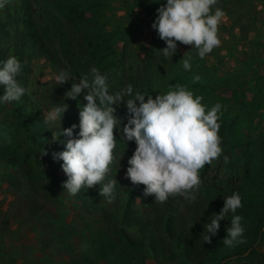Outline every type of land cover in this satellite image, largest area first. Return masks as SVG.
<instances>
[{"label": "rangeland", "instance_id": "1", "mask_svg": "<svg viewBox=\"0 0 264 264\" xmlns=\"http://www.w3.org/2000/svg\"><path fill=\"white\" fill-rule=\"evenodd\" d=\"M15 1L8 0V3L12 5ZM135 1L110 0L109 4L99 6L86 14L91 22L90 25L87 24L88 28H97V31L102 34L98 41L101 40L105 47H109L116 41L114 51L119 55L123 49L128 57L126 66L132 67L145 59L148 49L153 44L155 30L151 25L156 18V11L151 3H146L142 7H133ZM222 4V0H216L214 7L221 8ZM41 6L39 1L32 8L35 11L34 22L38 28L48 30L46 35L52 34V37L46 39L53 51L51 59L33 52H28L24 57L23 64L28 73L24 75L21 85L34 96L43 92V88L57 84L55 76L61 69L66 70L76 81L80 77H86L89 81L92 79V76L88 78L89 75L83 73V68L80 70L70 68L61 56L56 27H62L66 38H72V32L69 33V31L74 28L67 25L56 11L52 12V15L47 11L42 13ZM224 13L218 24V37L221 43L204 57L208 73L212 75L207 80L211 86L184 85L186 89L193 92L194 96L203 97L201 103L206 111L218 102L222 105L223 115L218 121L221 125L218 135L221 137L222 153L211 164H205L200 169L201 183L196 193L197 196L206 194L212 188L216 196L215 201L213 200L215 211L223 207L222 193L230 189L242 192L246 189L244 195L251 191L253 194H260L262 196L256 206L264 204V0H226ZM53 15L57 17L56 20ZM14 42L15 40L11 42V45ZM159 45L162 49L166 47L161 39ZM177 45L175 55L168 57L175 59L178 65H182L177 53L188 52L191 45L186 47L187 45H180V42H177ZM10 53L13 54L14 50ZM121 69L122 65L116 64L114 71L116 74H121ZM88 70L91 71V66ZM173 73L171 70L170 74ZM170 90H173L172 85H169ZM82 103L86 104L83 95L71 102L62 118L61 128H69L73 124L79 125L78 113ZM51 108L44 106L40 114L33 119L35 123L33 131L36 137L29 146L31 150L27 151L30 154L44 153L43 149L48 147L45 144H53L52 147H56L57 140L53 141V131H55L53 129H58L60 122L56 121L52 124L43 122V112ZM114 109V115L121 121L122 128L127 123L129 115L126 106L121 102L118 108L114 107ZM119 136L126 145V150L113 153V162L103 182L116 179L118 183L115 188L121 187L126 190L128 185H133L129 179L125 178V173L129 167L128 159L133 155L137 145L134 140L127 141L121 132ZM24 139L25 134L19 128L16 118L8 110L7 104L0 105V146L8 147L13 144L12 153H5L8 155L7 158H0V264H69L75 253L79 255L87 253L97 257L102 249L108 253L110 261L100 257L95 264H186L188 261H191L190 264H199L194 260H186L176 246L169 245V241L167 245L169 250L164 254L153 251V248L139 251L130 249L124 243L114 241L109 237L108 232L98 226L94 215L85 211L77 212L78 208L75 206L79 201L77 194L71 195L65 192L64 188L61 197H67V200L62 206L54 208L49 205L44 214L40 210L30 217L29 209L32 208H29L28 199L29 195L31 198L33 196L25 189L23 182L13 180L17 177V169L14 163H9L11 159L18 161L23 159V152L27 150V144L22 145ZM59 140L64 142L61 146L64 151L68 137L60 136ZM49 152L46 151V153ZM225 155L229 158L227 163L223 159ZM59 162L60 167L57 173L60 177L66 176L61 169L63 161ZM15 163L18 164V162ZM202 173H206V177H203ZM95 187L100 188V185L85 188L84 192H90L91 196ZM95 197L101 196L98 194ZM128 197L130 196L126 195L125 200ZM100 199L97 201L101 202ZM131 200L138 208L142 222L140 227L126 228V231L135 237L142 238L143 235L148 234L160 235L162 223L167 215L170 212L177 214L176 207L182 208L183 221L187 226L197 223L200 217V214L195 213L191 206L193 202H188L179 195H173L171 199H168L171 202L168 208L164 207V202H155L154 198L144 194L135 195ZM44 202L41 199L37 205L41 206ZM103 202L105 203L106 200L104 199ZM183 202L189 208H183ZM108 205H110L109 201ZM241 205L239 210L247 206L244 202H241ZM170 207H172L171 210H169ZM59 214L63 216L61 223L65 221L75 225L76 233L68 232L63 228V225L58 222ZM253 218L254 216L250 217L251 220ZM157 219L155 225L149 224L150 220ZM250 225L243 224L244 236H252L251 232H247ZM259 226L261 227L255 247L248 253L252 264H264V219ZM94 252L97 254L95 255ZM202 260L205 264L211 263L208 262L209 257ZM221 264H247V261L233 258Z\"/></svg>", "mask_w": 264, "mask_h": 264}, {"label": "trees", "instance_id": "2", "mask_svg": "<svg viewBox=\"0 0 264 264\" xmlns=\"http://www.w3.org/2000/svg\"><path fill=\"white\" fill-rule=\"evenodd\" d=\"M39 1L42 4V13L47 11V13L52 15V12L56 11V13L63 17L67 25H71L74 28V30L69 31V33L72 32V38H66L62 27H56L58 29L56 31V37L59 38L58 44L61 48L62 58L65 59L66 63L72 69L76 68L80 70L83 68V73L88 74V78L92 76L91 71L88 70L90 66L91 69L93 67L98 69L101 74L107 76L110 93L119 92L131 84L133 87V95L138 91L142 94L149 93L155 98L157 94L168 92L169 85H172V87L177 84L181 86L189 85L190 87L211 86L207 80L212 75L208 73L204 58L201 59L198 56L197 50L195 48L192 50L191 46L188 51L189 53H177V57L182 62V65H178L175 59L165 57L160 52L162 46L159 45L160 38L157 31H155L153 44L148 49L145 59L139 63L137 62L134 67L126 66L128 57H126L124 50L122 49L119 55L114 51L116 41L110 44L109 47H105L101 43V40L98 41L99 36H102L97 31L98 29H91L87 26L91 22H89L90 19L86 14L99 6L109 4L108 1L110 0H16L12 5L6 0L5 6L0 8V61L6 60L10 55L18 58L22 65V70L17 76L20 84L23 81L24 75L28 73L27 68L23 64L24 57L28 52L43 54L49 59L52 57L53 49L46 39L52 37V34L46 35V31L48 30L46 28H38L33 18L35 11L32 8ZM222 2L223 4L220 9L225 11L226 0H222ZM146 3H151L155 11L160 7V4L153 3L152 0H136L133 3V7H142ZM212 9L215 10L214 5ZM53 17L54 20L57 19L55 15ZM13 40L15 42L11 45ZM180 45L184 44L180 43ZM12 50H14L13 54L10 53ZM56 52H58L57 49ZM183 58L189 59V61L193 60L190 62V71H186L183 68ZM116 64L122 65L121 74L115 73ZM173 64L176 65L172 66ZM171 70L175 74H170ZM195 75L200 76L199 82H193ZM71 85L72 81H68L65 84L57 83L43 88L44 91L36 96L27 91L19 101L6 102L8 110L16 118L19 128L25 134L22 145L27 144V150L23 152V159L20 161L11 159L9 163H14V167L17 169V177L13 178V180L23 182L25 189L33 196L31 198L29 195L28 199L29 208H32L29 209L30 217L40 210L44 214L45 209L49 205L54 208L62 206L67 200V197H61V193L63 192L62 184L67 180V176L60 177L58 175L57 171L60 167V162L53 160V153L61 152L63 150L61 146L64 142L62 143L60 140H57L55 143L56 147L54 148L52 147L54 146L53 144H45L48 147H45L44 150L50 151L46 155L44 153H36V155L30 154L27 151L31 150L29 146L36 137V133L33 131L35 125L33 119L40 114L44 106L54 107L55 104L61 103L63 105L64 102L69 107L73 100L67 99L66 93L71 89ZM2 92L3 87H0V94ZM129 98L131 97H125V99ZM113 107L118 108V105H114ZM78 132L79 127H77L76 133ZM114 136L117 143L113 153H121V151L126 150V145L120 139L119 132L114 131ZM12 146L13 144L8 147L0 146V158H7L6 156L8 155L5 153H10ZM15 162H18V164ZM202 174L203 177H206V173ZM144 188V185L140 186L135 184L128 185L126 190H123L121 187L115 188V198L109 202L110 205H108L109 200L104 197H99L101 198V202L97 201L99 198L95 196L99 194V187H95V190L93 189V195L91 196L89 195L90 192L85 193V188H82L77 194L79 201L75 206L78 208V213L85 211V213L94 215L95 222L99 227L109 233L110 238L116 242L124 243L130 249L139 251L153 248V251L164 254L169 250L167 246L169 241V245L176 246V249L183 253L186 260H194L199 264H205L202 260L205 257H209L210 261L208 262H211L210 264H221L233 258L244 259L247 261V264H252L249 261L248 253L255 247L256 238L261 227L259 223L264 219V204L256 206L262 195L253 194L251 193L252 191L244 195L246 189L243 192L230 189L222 193L223 198L230 196L233 192L240 193L241 202L246 203L247 206L242 208L244 211L238 208L235 214L242 217V225L248 226L251 224L247 228V232H251L252 236L245 235L244 243L228 247L223 244V240L226 237V227L228 224L230 225L233 213L229 212L226 214L225 221L220 222L221 227L218 233L216 235H210L209 242L205 240V237L208 235L207 231L203 233V225L207 223L214 213L219 214L222 209L214 210L215 203L213 200L216 199V196L212 188L206 194H199L191 205L194 208V212L200 214L198 222L194 225L187 226L183 221L182 208L176 207L178 215L169 211L170 213L167 215L164 223H162L163 227L160 235L148 234L143 235L142 238L130 235L126 231L127 227L137 228L142 225L138 208L133 204L131 198L138 194H144ZM126 195L131 198L128 197L125 200ZM151 198H154V196H151ZM171 198L172 196L169 197V199ZM41 199L45 202L39 206L37 204ZM104 199L106 200L105 203L103 202ZM170 203L169 200L165 201L164 207L168 208ZM182 204L184 206L183 208H189L184 202ZM171 209L172 207L169 208V210ZM252 216H254L253 220L250 219ZM62 220L63 216L59 214L58 222L63 225V228L68 230V232H77L74 224L66 223L65 221L61 223ZM157 221L158 219L155 221L150 220L149 224L155 225ZM69 247L71 249V246ZM99 252L97 257H93L87 253H80V255L75 253L69 261V264H95L99 261L100 257L108 262L110 261L108 253L104 249ZM94 253L95 255L97 254V252ZM190 263L191 261H188L186 264Z\"/></svg>", "mask_w": 264, "mask_h": 264}, {"label": "clouds", "instance_id": "3", "mask_svg": "<svg viewBox=\"0 0 264 264\" xmlns=\"http://www.w3.org/2000/svg\"><path fill=\"white\" fill-rule=\"evenodd\" d=\"M152 2L160 4L151 27L166 44L160 50L165 57L175 55L177 42L191 45L201 59L220 45L218 24L225 13L220 8L212 9L216 0ZM5 3L6 0H0V8ZM182 60L183 68L190 71L189 59ZM21 70V62L14 55L0 61V87H3L0 105L19 101L26 94L27 89L17 80ZM91 73V81L86 77L73 80L64 69L55 76L61 84L72 81L71 89L66 93L67 99L77 100L83 95L86 101L79 107L78 126L73 124L69 128H61L62 118L68 109L64 102L43 112L44 123L60 122V127L52 130L53 141L59 140L60 136L68 137L65 150L53 153L54 161H63L61 169L67 176L62 184L65 192L76 195L82 188L100 185L101 197L109 202L115 198L117 180L103 181L114 159L113 150L117 143L114 131H117L127 141L134 140L137 145L128 159L125 178L135 185H144V196H154L155 202H165L170 196L179 195L188 202H194L201 183L200 169L205 164H211L222 153L221 137L218 135L222 105L218 102L206 111L201 103L203 97L194 96L192 91L179 84L174 85L173 90L157 94L155 98L138 91L133 95L131 84L119 92L110 93L107 76L95 67ZM199 80V75L193 77V82ZM121 102L129 114L122 128L113 107ZM77 127L79 132L75 133ZM43 151L46 155V151ZM223 159L227 163L229 158L225 155ZM223 201L219 214L214 213L203 225V233H208L205 240L209 242L210 235L218 233L220 222L225 221L226 214L231 212L233 215L230 225L226 227L223 244L231 247L244 243L242 217L235 214L242 206L241 195L233 192Z\"/></svg>", "mask_w": 264, "mask_h": 264}]
</instances>
